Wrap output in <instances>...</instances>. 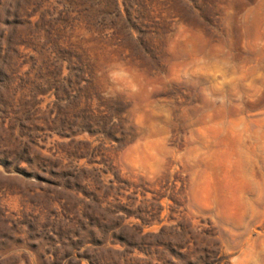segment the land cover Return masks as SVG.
<instances>
[{"label":"rangeland","instance_id":"rangeland-1","mask_svg":"<svg viewBox=\"0 0 264 264\" xmlns=\"http://www.w3.org/2000/svg\"><path fill=\"white\" fill-rule=\"evenodd\" d=\"M17 21L15 136L37 154L12 165L0 155V264H264V0H0V36ZM57 39L80 48L72 64L89 61L93 94L123 100L118 141L55 131L56 92L38 70ZM110 165L165 195L149 225L131 217L105 240L107 202L91 203L73 178ZM135 197L146 208L155 195ZM77 221L95 236L79 240Z\"/></svg>","mask_w":264,"mask_h":264},{"label":"trees","instance_id":"trees-1","mask_svg":"<svg viewBox=\"0 0 264 264\" xmlns=\"http://www.w3.org/2000/svg\"><path fill=\"white\" fill-rule=\"evenodd\" d=\"M25 23L24 21H17L8 24V27L12 29L10 35L7 37L5 32L0 36V109H2L0 113L3 115L0 116V155L4 157V162L9 163V165L22 161L24 157L28 158L37 154L36 144L29 143L31 146L25 145L20 142L21 137L16 138L15 136V129L24 121L25 115L13 111L14 98L11 99L12 88L18 81H23L22 70L26 64V55L23 51ZM67 45L68 49L65 48ZM75 46L67 44V42L62 43L61 39H57L53 43V52L48 58V62H44L38 70L41 77L40 85L45 88L44 91L49 93L55 90L56 92L57 101L55 105L58 112L53 121L55 131L62 136L74 138L77 134L88 130L91 131L93 136L100 139L102 145L111 143L113 140L118 141V134L125 131L123 127L125 121L122 119L124 115L123 100L119 97L106 98L100 94H93L92 90L95 91L94 78L89 71V61L87 63L83 59V55H76L77 62L75 64L71 62L77 49H80ZM83 53L86 55L87 51H83ZM66 55L71 57L70 62L75 67L71 69L69 77L62 79ZM87 75H90L91 78L87 80L85 86H82ZM20 89L22 88L20 87ZM74 91H76L75 95H73ZM95 98L97 99L96 106H94ZM7 122L9 123L8 128ZM70 157L69 159H71ZM59 160L63 159L60 158ZM94 172L99 174L95 177V180L92 179L93 181L89 180L87 176L73 179L79 185L87 183L86 188L93 190L89 197L91 203L101 206L107 202L106 212L108 217L106 225L103 230L99 228L105 240L111 235L116 237L117 232L124 229L123 224L131 217L140 219L144 225H149L157 217L159 211L162 210L160 202L165 195V193H162L164 188L157 192L152 190V186L149 184L145 186L130 184L127 179H124L122 172L112 165L107 166L105 171L96 170ZM110 174L114 178L105 182L102 178L104 176L108 177ZM97 185L100 186V189ZM127 187L129 189L134 187L135 192L132 195L134 199H131L129 204L122 206L120 196ZM139 189L143 194L153 193L155 195L149 207H137L135 196ZM102 190L104 195L101 198L99 193ZM77 191L79 193V187ZM111 196L114 200L109 203L108 200ZM179 196L176 187H173L170 198L175 206H179ZM116 220L120 223H115ZM94 221L91 220L93 223ZM76 223L81 231L76 234L79 240L87 241L89 235L90 237L95 236L93 232H89L87 229V226L97 227L93 223L88 225H83L80 221Z\"/></svg>","mask_w":264,"mask_h":264}]
</instances>
